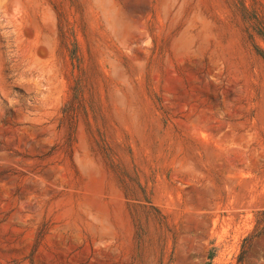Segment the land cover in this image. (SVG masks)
Listing matches in <instances>:
<instances>
[{
	"label": "rangeland",
	"instance_id": "rangeland-1",
	"mask_svg": "<svg viewBox=\"0 0 264 264\" xmlns=\"http://www.w3.org/2000/svg\"><path fill=\"white\" fill-rule=\"evenodd\" d=\"M0 264H264V0H0Z\"/></svg>",
	"mask_w": 264,
	"mask_h": 264
}]
</instances>
